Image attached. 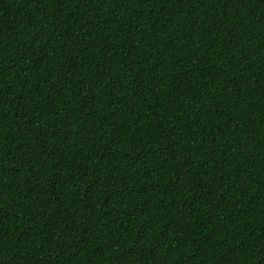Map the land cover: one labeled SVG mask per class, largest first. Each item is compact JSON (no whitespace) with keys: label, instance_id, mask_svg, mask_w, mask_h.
<instances>
[{"label":"trees","instance_id":"16d2710c","mask_svg":"<svg viewBox=\"0 0 264 264\" xmlns=\"http://www.w3.org/2000/svg\"><path fill=\"white\" fill-rule=\"evenodd\" d=\"M0 264H264V0H0Z\"/></svg>","mask_w":264,"mask_h":264},{"label":"bare ground","instance_id":"6f19581e","mask_svg":"<svg viewBox=\"0 0 264 264\" xmlns=\"http://www.w3.org/2000/svg\"><path fill=\"white\" fill-rule=\"evenodd\" d=\"M159 25V24H158ZM167 25V24H166ZM162 27V26H161ZM163 28V27H162ZM168 28V27H167ZM171 28V27H170ZM156 29V28H155ZM159 29V28H158ZM169 29V28H168ZM171 30V29H170ZM168 32V31H167ZM156 35V34H155ZM164 35V34H163ZM154 36V35H153ZM161 37V36H160ZM154 38V37H153ZM208 38V37H207ZM163 39V38H162ZM212 41V40H211ZM186 54V53H185Z\"/></svg>","mask_w":264,"mask_h":264}]
</instances>
